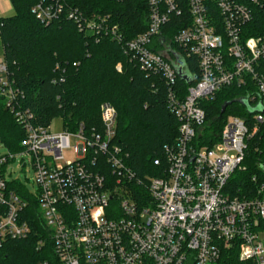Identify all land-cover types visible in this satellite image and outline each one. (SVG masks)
Here are the masks:
<instances>
[{
	"label": "built area",
	"instance_id": "2783aa9c",
	"mask_svg": "<svg viewBox=\"0 0 264 264\" xmlns=\"http://www.w3.org/2000/svg\"><path fill=\"white\" fill-rule=\"evenodd\" d=\"M120 1V0H116ZM123 1V0H121ZM147 27L125 43L141 69L161 74L174 83L176 72L166 59L170 44L161 38L173 14L187 22L172 40L197 59L199 76L183 98L168 93L178 135L164 147L160 176L137 178L114 142L116 110L100 105L101 131L63 128L52 133L34 126L27 112L15 108L17 90L0 61V96L23 126L21 150L0 155V239L27 238L32 228L21 218L29 200L9 187L19 181L9 165L20 158L29 164L33 197L59 264H211L222 246L238 247L240 260L264 264V193L239 197L228 181L240 169L250 139L264 123V0H143ZM37 17L52 21L66 11L85 33L120 39L109 16H82L63 0H41L32 7ZM84 25V26H83ZM156 47V48H155ZM121 70L120 64L116 65ZM244 89L248 116L228 114L210 145L195 140L207 126L205 105L224 87ZM75 144V156L63 151ZM27 157V161L25 160ZM136 187L147 192L137 202ZM41 243V241H40ZM38 264H49L40 261Z\"/></svg>",
	"mask_w": 264,
	"mask_h": 264
},
{
	"label": "trees",
	"instance_id": "16d2710c",
	"mask_svg": "<svg viewBox=\"0 0 264 264\" xmlns=\"http://www.w3.org/2000/svg\"><path fill=\"white\" fill-rule=\"evenodd\" d=\"M9 1L13 13L0 16V39L7 77L18 92L15 108L27 112L34 126L48 127L52 118L61 117L65 129L74 130L83 123L87 130L101 131L100 105L108 102L116 110L114 142L122 148L126 166L137 178L160 176L164 147L172 145L178 135V121L169 108L168 93L175 91L183 98L199 76L196 57L172 40L185 27V15L173 14L161 34L170 44L166 59L176 72L175 82L169 83L161 74L141 69L125 47L127 40L147 27L149 10L143 0H63L66 10L75 9L82 16L108 15L109 25L118 26L120 39L85 33L80 30L82 24L69 19L65 10L57 19L44 21L32 10L41 0ZM117 64L121 70L116 69ZM243 93L244 89L237 86L218 91L205 105L207 126L195 140L201 138V143L212 144L228 114L251 118ZM226 102L230 103L221 114ZM24 137L23 126L0 96V142L8 153H15L21 150ZM155 158L163 164L155 165ZM261 186L264 193V123L250 139L240 169L228 181V188L239 197L253 196ZM9 187L29 200L21 218L32 232L24 239H0V264H59L36 200L27 195L21 181H11ZM136 192L137 202L147 198L143 187H136ZM211 264L253 262L240 260L238 247L233 244L222 246Z\"/></svg>",
	"mask_w": 264,
	"mask_h": 264
},
{
	"label": "rangeland",
	"instance_id": "374dc122",
	"mask_svg": "<svg viewBox=\"0 0 264 264\" xmlns=\"http://www.w3.org/2000/svg\"><path fill=\"white\" fill-rule=\"evenodd\" d=\"M9 1V0H8ZM7 0H0V16L11 15L13 9L10 8L9 2ZM3 60V48L0 39V61ZM48 129L52 133H58L63 129V120L61 117H55L50 120L48 123ZM75 144L74 138L71 139V148L65 149L63 151V160L59 162L68 161L75 156L73 151V145ZM8 150L4 144L0 142V155L7 154ZM27 161V157L25 159ZM9 169L12 170V175L14 178L19 179L30 192L36 190V185L32 184L33 171L29 164L25 165L23 168L20 163V158H17L14 162L9 165ZM261 237L264 239V233L261 234Z\"/></svg>",
	"mask_w": 264,
	"mask_h": 264
},
{
	"label": "water",
	"instance_id": "95a60500",
	"mask_svg": "<svg viewBox=\"0 0 264 264\" xmlns=\"http://www.w3.org/2000/svg\"><path fill=\"white\" fill-rule=\"evenodd\" d=\"M243 102H244V100H243ZM230 102H226V103H224L223 105H222V107H221V111H220V113L222 114L224 111H225V108L227 107V105L229 104ZM245 103V102H244ZM246 104V103H245ZM255 111H263V109L261 108V107H258V108H255V109H249V112L250 113H253V112H255Z\"/></svg>",
	"mask_w": 264,
	"mask_h": 264
},
{
	"label": "crops",
	"instance_id": "0c3cea01",
	"mask_svg": "<svg viewBox=\"0 0 264 264\" xmlns=\"http://www.w3.org/2000/svg\"><path fill=\"white\" fill-rule=\"evenodd\" d=\"M8 1V0H7ZM9 2V1H8ZM9 6H10V8H12V5H11V3L9 2Z\"/></svg>",
	"mask_w": 264,
	"mask_h": 264
}]
</instances>
